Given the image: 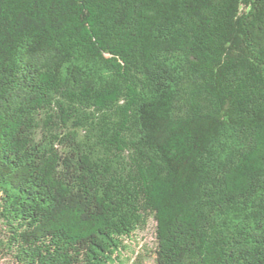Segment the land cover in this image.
Here are the masks:
<instances>
[{
	"label": "trees",
	"instance_id": "trees-1",
	"mask_svg": "<svg viewBox=\"0 0 264 264\" xmlns=\"http://www.w3.org/2000/svg\"><path fill=\"white\" fill-rule=\"evenodd\" d=\"M264 264V0H0V263Z\"/></svg>",
	"mask_w": 264,
	"mask_h": 264
},
{
	"label": "rangeland",
	"instance_id": "rangeland-1",
	"mask_svg": "<svg viewBox=\"0 0 264 264\" xmlns=\"http://www.w3.org/2000/svg\"><path fill=\"white\" fill-rule=\"evenodd\" d=\"M154 244V223L149 222L148 228L138 233L136 242L130 245L131 252L138 256L143 264H153L152 253ZM5 264V263H0Z\"/></svg>",
	"mask_w": 264,
	"mask_h": 264
}]
</instances>
